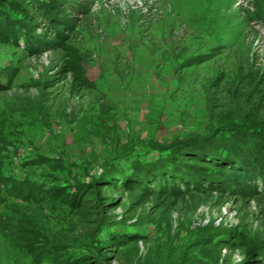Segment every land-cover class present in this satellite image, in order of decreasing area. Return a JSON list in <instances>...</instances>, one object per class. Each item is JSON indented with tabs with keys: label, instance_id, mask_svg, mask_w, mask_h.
Segmentation results:
<instances>
[{
	"label": "rangeland",
	"instance_id": "374dc122",
	"mask_svg": "<svg viewBox=\"0 0 264 264\" xmlns=\"http://www.w3.org/2000/svg\"><path fill=\"white\" fill-rule=\"evenodd\" d=\"M20 1V29L32 26L39 44L0 26V190L35 180L43 193L0 199V264H37L45 248L57 262L51 249L61 247L92 264H127L114 246L127 236L148 238L129 246L133 264H251L264 241V195L231 184L245 164L263 170L262 134L227 155L235 170L211 166L210 192L128 189L114 195V210L87 221L64 194L81 196L106 175L158 160L157 145L180 148L172 175L197 181L182 169L209 166L192 157L215 152L214 126H240L241 103H264V0H48L45 12ZM31 13L52 19L56 33ZM33 225L41 244L32 253L17 228ZM226 232L236 242L221 248Z\"/></svg>",
	"mask_w": 264,
	"mask_h": 264
},
{
	"label": "trees",
	"instance_id": "16d2710c",
	"mask_svg": "<svg viewBox=\"0 0 264 264\" xmlns=\"http://www.w3.org/2000/svg\"><path fill=\"white\" fill-rule=\"evenodd\" d=\"M36 9L40 11L48 10L51 8L48 5V0H34ZM78 2V0H73ZM54 5V4H53ZM22 2L20 0H0V26L3 25L2 28H9L10 33L7 34L11 38L19 39L22 35L27 37L28 39H32L36 41L35 43L39 44L38 35L28 25L24 26V29H20L21 22L24 20L23 11L24 8H21ZM31 6V5H29ZM62 5L57 4L59 8ZM70 7V5H67ZM5 13L7 16H1V13ZM45 12V11H44ZM25 15V14H24ZM27 16V15H26ZM31 20H35V24L38 25L43 32H50L54 33L56 29H54L52 19L46 17L36 16L34 14L29 15ZM40 21H43L42 26L39 25ZM19 23V24H18ZM34 24V25H35ZM23 32V33H22ZM42 32V33H43ZM56 33V32H55ZM25 39V38H24ZM37 45V44H36ZM43 45V44H42ZM41 46V45H40ZM4 87V85L0 84V88ZM256 103L252 107L245 106L250 105L246 103L244 106L242 103L240 104L239 110L242 115V124L239 126L233 125L231 123H220V125H215L214 130L217 131L214 135V140L217 142V146H215V152L211 155H204L206 151L199 154L198 156H193L194 159H203L204 161L209 164L207 167H203L201 172H197V168L192 165H187L183 167L184 175L187 173L196 175L195 180L184 181L182 178V174H180L181 170H179V174L172 175L174 172L178 171L179 167L176 165V159L178 156L179 151L181 150L177 146H169L166 148L157 147L154 149H159V152L164 154L158 160L149 161L146 163L136 162L134 163V172L127 173L126 171H116L114 175H116L119 182L114 180V175L109 174L106 177H103L98 182H94V185H90L89 189L84 192L83 195L80 196L79 192H76V195H69L64 194L66 197H70L69 203L76 207L77 209L81 210L84 213V218L86 221L87 218H100L102 213L100 212L101 209L107 213L114 210L116 206H118L121 200L114 196L117 194H122V191L130 189L132 191L142 190L147 195H152L154 193L157 194H168L172 193L173 190L179 194H186L191 190H200L202 192H210L212 190H216L215 182L213 180V176L218 173L217 170L212 168L211 166H226L228 169L235 170L233 160L226 159L229 153H232L233 157L238 156L240 153L239 146H244L248 144L246 141L247 139L252 142L255 138H261V134L264 135V122L260 120V115H264V103L259 102ZM256 106V107H254ZM243 108V109H242ZM236 135V137H235ZM239 136V138H237ZM246 137V141L244 138ZM243 139V140H242ZM234 141V143H233ZM204 142V141H203ZM233 143V144H232ZM248 146V145H246ZM182 148V147H181ZM180 156V155H179ZM242 158L245 159L246 157ZM246 162V161H245ZM242 164V163H240ZM243 165V164H242ZM2 161H0V181L7 182V178L3 176L2 173ZM245 169L248 171L247 174L244 176L242 172H235V175L232 176L231 186L236 187V184L242 186L243 189L249 191L253 194H262L264 195V167H262V171H256L250 164H245ZM205 168H207L205 170ZM112 180V181H110ZM235 184V185H234ZM39 186V187H38ZM94 186L92 189L91 187ZM131 186V188H129ZM1 187V186H0ZM241 189V187H237ZM3 191L0 193V199L5 201L7 199L6 195H11L13 198H22L24 201H28L29 199H40L42 195V191L40 189L41 186L35 180H26L18 186L15 182L7 183L1 188ZM230 191L229 189H227ZM63 194V193H61ZM35 195V196H34ZM94 198L99 199V205L94 204ZM101 207V208H99ZM95 219L93 224H95ZM31 228H24L18 227V237L19 241L26 249L33 253V246L36 244H41L38 240V236H40L39 229L37 227L30 226ZM235 236L230 233L226 232V236H224L219 243L220 247H228L230 243L234 242ZM148 238L145 236H127L124 238H117L114 241V246L118 248L120 258L128 259L127 264H133V262H139L138 254L129 246L131 244H135L136 246L141 243H146ZM236 242V241H235ZM234 242V243H235ZM238 246V245H237ZM35 248L38 250L41 248V245H37ZM237 248V247H234ZM67 249L61 248H53L51 249L52 252H56L58 255V261L54 262L49 256L51 252L47 251L45 248L42 252L37 253V257H39L36 262L37 264H92L90 258H78L73 259L71 256L67 255ZM247 261H250L251 264H264V241L260 247L254 249L253 253L250 252L249 256L247 257Z\"/></svg>",
	"mask_w": 264,
	"mask_h": 264
}]
</instances>
